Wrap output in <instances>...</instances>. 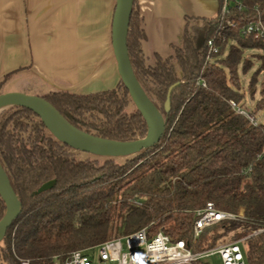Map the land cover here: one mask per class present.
I'll return each mask as SVG.
<instances>
[{"label": "trees", "instance_id": "obj_1", "mask_svg": "<svg viewBox=\"0 0 264 264\" xmlns=\"http://www.w3.org/2000/svg\"><path fill=\"white\" fill-rule=\"evenodd\" d=\"M220 1L216 17H186L182 41L168 56L146 55L144 17L139 0L133 2L132 66L166 120L152 147L122 157H80L82 151L57 139L33 110L14 105L0 112V162L22 206L0 242V264L64 262L73 251L143 227L150 237L163 232L195 251L227 236L244 238L247 264L264 262V119L253 125L230 103H247L240 67L248 72L251 57L260 61L250 89L264 71V39L244 32L264 21V0H242L224 15ZM38 95L91 134L134 141L148 133L122 80L95 93L52 89ZM210 201L232 213L244 208L245 216L208 226L196 239V211ZM5 213L0 196V219Z\"/></svg>", "mask_w": 264, "mask_h": 264}, {"label": "crops", "instance_id": "obj_2", "mask_svg": "<svg viewBox=\"0 0 264 264\" xmlns=\"http://www.w3.org/2000/svg\"><path fill=\"white\" fill-rule=\"evenodd\" d=\"M116 2L0 0L1 88L16 79L27 87L39 79L48 90L76 94L115 88L121 80L112 46ZM139 5L148 36L144 51L152 56L172 48L187 16L216 17L221 1L139 0Z\"/></svg>", "mask_w": 264, "mask_h": 264}, {"label": "water", "instance_id": "obj_3", "mask_svg": "<svg viewBox=\"0 0 264 264\" xmlns=\"http://www.w3.org/2000/svg\"><path fill=\"white\" fill-rule=\"evenodd\" d=\"M133 2L134 0H117L116 2L112 23V46L120 78L128 89L137 109L147 122L148 133L145 137L134 141H119L91 134L73 125L43 96L21 91L0 93V112L14 105L29 108L40 117L45 126L57 139L82 152H88L97 156H129L157 144L165 131L166 120L142 87L132 66L127 39ZM169 99L167 104H169ZM0 196L6 205V213L0 219L1 242L6 236L8 228L20 215L22 208L21 201L1 162Z\"/></svg>", "mask_w": 264, "mask_h": 264}, {"label": "built area", "instance_id": "obj_4", "mask_svg": "<svg viewBox=\"0 0 264 264\" xmlns=\"http://www.w3.org/2000/svg\"><path fill=\"white\" fill-rule=\"evenodd\" d=\"M241 1L223 0L222 14H226L233 5L241 4ZM227 25L234 26V23L228 20ZM244 32L253 33L264 39V21L259 18L257 21L250 23ZM209 46L211 49L213 48V40L209 41ZM202 83L206 85L204 81ZM230 103L237 113L244 115L253 125L259 123L260 120L253 112L240 106L234 100H231ZM196 215L193 229L196 239L208 226L224 220L243 219L245 216L244 208H241L238 213H232L219 209L211 201L207 202L203 208L198 209ZM243 240L244 238L219 243L216 246L195 251L185 240L173 242L163 232L150 237L147 227H143L130 234L108 239L85 251H73L66 261L57 262L56 264H95L88 254V251L94 248H98V254L102 262L116 264H197L198 261L216 254L221 256L223 264H247L241 245Z\"/></svg>", "mask_w": 264, "mask_h": 264}, {"label": "rangeland", "instance_id": "obj_5", "mask_svg": "<svg viewBox=\"0 0 264 264\" xmlns=\"http://www.w3.org/2000/svg\"><path fill=\"white\" fill-rule=\"evenodd\" d=\"M177 33L178 34L175 36L173 43L180 44L182 41V31L180 29H178ZM167 49H168L167 52H162V54L164 56H168V55H171L173 53V49L171 47L168 46ZM155 50H156V48H155ZM157 50H158V48H157ZM148 56H150V54ZM251 59L253 60L254 67L252 69H250L248 72H244L242 70V67H240L239 74H240V78H241V86L245 92V97L247 100L245 107L248 110H250L251 112H253V110H255V108L257 109V102L258 101H260L261 102L260 104L264 106V91H263L264 90V71L260 75V80L256 84V86L250 89L249 81H250L254 71L256 70L257 66L260 65V61L256 57H251ZM19 81L20 80H17V79L16 80H9L0 89L1 93L10 92V91H21V92H25L28 94L38 95V94L47 93V92L52 90V89L48 90L44 86L45 84L42 81H40L39 79L32 80L31 81L32 85L30 87H27L28 85L23 86L22 84L19 83ZM129 109L132 110L133 106L130 105ZM257 111H258V109H257ZM253 114L255 116H257L258 120L264 119V107L260 108V110L258 111L257 114L254 112H253ZM79 156L80 157H88V156L93 157L94 155L90 154L88 152H82ZM230 241H234V239L231 238V236H227L224 239H222L220 243L230 242ZM88 254L95 264H116V263H111V262H102L100 260L99 254H98V248L91 249L90 251H88ZM204 261L209 262L210 264H223L222 260H221V256L218 254L210 256V257L204 259Z\"/></svg>", "mask_w": 264, "mask_h": 264}]
</instances>
